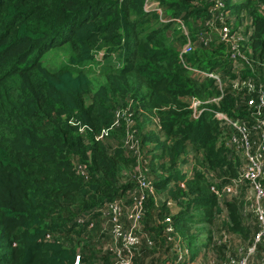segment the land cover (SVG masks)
<instances>
[{
    "label": "trees",
    "instance_id": "obj_1",
    "mask_svg": "<svg viewBox=\"0 0 264 264\" xmlns=\"http://www.w3.org/2000/svg\"><path fill=\"white\" fill-rule=\"evenodd\" d=\"M150 1L0 0V264H111L100 212L132 202L139 171L152 188L137 233L185 249L178 264L220 249L209 227L220 210V226L251 232L242 189L219 197L242 162L215 111L252 120L257 94L232 82L264 87V0ZM223 23L248 33V61L208 40Z\"/></svg>",
    "mask_w": 264,
    "mask_h": 264
},
{
    "label": "built area",
    "instance_id": "obj_2",
    "mask_svg": "<svg viewBox=\"0 0 264 264\" xmlns=\"http://www.w3.org/2000/svg\"><path fill=\"white\" fill-rule=\"evenodd\" d=\"M220 3V2H219ZM155 4L153 1L147 0V9H153ZM157 12H161L160 9L156 8ZM261 14L264 17V4L261 5ZM179 22L181 29L185 33V28L178 18H175ZM222 20V19H221ZM228 26L226 24H221L215 26L213 24L212 30L207 35L208 40L211 36L216 37L217 40H221L227 44V51L231 57L232 63L238 61V59L247 60V56L244 55L241 46L248 33H229ZM238 40V41H236ZM242 41V42H241ZM195 42V40H194ZM193 45L187 36L185 41L182 43L180 48V54L188 52ZM242 54L243 58L239 56ZM201 73L204 71L200 70ZM208 75L213 76L217 79L219 78L216 74L212 72H206ZM264 85V83H263ZM221 86V83H219ZM232 87L239 91L254 92L257 94V102L254 108H249L248 112L252 116L251 121L244 119L227 117L220 111H215V115L222 118L227 124L232 126L235 130L229 135L227 143L230 146H235L237 150L242 148L245 152V162L241 161L242 165L239 167L237 177H232L231 181L228 183H223L219 186V195L224 194L225 196H235L239 194L240 189H242V208L240 213L243 214L248 208L256 215L257 229L254 234V241L248 248V251L241 252L239 256V261L232 257H229L225 264H249L246 260V255L254 247L256 243L260 240L264 241V87L257 82L251 80L250 78H245L244 80L238 82H232ZM201 102L195 98L190 100V108L192 109V114L197 113V107ZM247 105L252 104V100H247ZM261 132V140L254 148L250 147L248 138L253 137ZM136 187L130 188L127 191L129 197L132 198L130 204L124 203L122 198L111 199L103 204L100 212V218L104 222L106 220H114V225L112 227V245H108V249L112 254L111 264H131L133 256L137 250L138 243L141 239V234L137 233L139 230V220L141 215V202L146 193L145 189L151 191V184L148 180L143 179V174L139 171L136 175ZM249 189L247 195L245 190ZM238 191V192H237ZM247 198H244L245 196ZM244 196V197H243ZM122 214V215H121ZM107 223L105 226L107 227ZM104 228V225H103ZM111 228V224L108 225V229ZM109 234V233H108ZM110 236V235H109ZM111 239V238H110ZM148 241V240H147ZM185 250V249H180ZM186 251V250H185ZM180 253V252H179ZM180 255V254H179ZM74 264H79L78 256L76 255L73 260ZM252 264H264V251H262L257 260Z\"/></svg>",
    "mask_w": 264,
    "mask_h": 264
},
{
    "label": "rangeland",
    "instance_id": "obj_3",
    "mask_svg": "<svg viewBox=\"0 0 264 264\" xmlns=\"http://www.w3.org/2000/svg\"><path fill=\"white\" fill-rule=\"evenodd\" d=\"M161 13V12H159ZM244 34V33H243ZM235 35H237L235 33ZM238 41V40H236ZM242 42V41H241ZM244 55L246 56V53L243 51ZM240 58H243L242 54L239 56ZM261 132L259 131V133L257 135H253V137L248 138V141L250 143V147L254 148L259 142H262L261 140ZM264 137V136H263ZM240 149V155L239 153H237L240 157V160L245 162V152L244 149L239 148ZM191 152H193L191 150ZM187 164V163H186ZM264 180V178H263ZM238 192V191H237ZM245 194L247 195V193L249 192V189H246ZM155 194V198L158 200L157 202H159V200H161L163 198L164 195L161 194H157V192H154ZM244 194V196H245ZM237 196V195H235ZM243 196V197H244ZM220 198H225L224 194H220L219 195ZM236 198V197H235ZM244 198H247L246 196ZM171 209L174 210L175 206L174 203L171 202ZM242 208V206H239L240 210ZM122 215V214H121ZM226 213L222 210H220V212L217 213V216L215 217V219L213 220V223H211L209 225V227L211 228L213 235H216V238L219 239V241L222 243L220 244V249L214 250L212 248H207L206 249V254L203 255V261L201 260H197L195 262H192L193 264H200L201 262H203V264H225L227 262V260L229 259V257L234 258L235 260H240L239 256L241 252H245L247 253L248 248L251 246V244L254 241V234L256 232L257 229V222H256V215L250 210V208L247 209V211L243 214V217L245 218V221L248 223L247 226H251V232L249 233V235L243 237L241 234L237 233V232H232L228 229H226V227L224 226H220V223H222V220L225 218ZM104 222H102L99 219V226L100 229L99 231L103 233L104 236H102V240H104V242L107 245H112V227L115 224L114 220L112 219H107L104 218L103 219ZM111 224V228L108 229V225L107 227L105 226V224ZM104 225V228H103ZM98 226V224H97ZM109 233V234H108ZM141 239L140 242L138 243V247L137 250L135 252V255L138 257L137 258V263L136 264H169L170 261H168V256L169 254L173 253L176 254V262L174 264H178V261L181 260L182 256L185 254V250H179V251H174L173 246H172V250H166L163 251V245L160 243H156L155 245L151 244V245H147L143 242L147 241L148 236H146L147 234L141 232ZM110 235V236H109ZM111 238V239H110ZM182 246L184 244H181ZM110 251V250H109ZM264 251V241L260 240L259 243H256L254 245V247L249 251L248 254L244 253V256L246 255V260L248 261L249 264H252L253 262H255L259 256V254ZM180 252V253H179ZM180 254V255H179ZM134 255V256H135ZM171 264V262H170ZM181 264H185V262L181 263Z\"/></svg>",
    "mask_w": 264,
    "mask_h": 264
}]
</instances>
